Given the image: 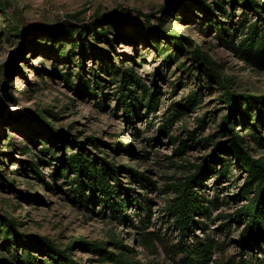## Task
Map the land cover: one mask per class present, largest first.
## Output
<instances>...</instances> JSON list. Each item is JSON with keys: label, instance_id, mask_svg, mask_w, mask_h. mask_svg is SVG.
I'll use <instances>...</instances> for the list:
<instances>
[{"label": "rangeland", "instance_id": "1", "mask_svg": "<svg viewBox=\"0 0 264 264\" xmlns=\"http://www.w3.org/2000/svg\"><path fill=\"white\" fill-rule=\"evenodd\" d=\"M0 1L7 5L6 13L0 11V91L4 107V112H0V180L5 176L13 182L11 188L0 184V217L16 220L20 232L45 236L60 249L72 245L69 253L80 264H125L116 257L109 259L102 255L94 249L95 243L116 255L123 253L122 260L130 264H183V255L178 253L181 237L174 217L166 211L176 197L172 185L184 181L199 164L218 169L228 164L230 169L225 175L219 176L212 170L204 177V184L197 187L209 208L196 216L204 225L195 228L196 235L182 238V244L191 246L210 237L219 245L208 264H264V243L253 247L240 244L246 224L236 221L234 216L247 202V197L239 195L244 191L247 174L234 164L225 149L217 147L231 137L221 123L227 113L223 89L193 54L197 46L221 63L223 75L232 80L231 90L264 95V68H257L241 57L238 48L250 25L264 23L256 12L244 7L241 0L232 9L226 4V9L232 12L229 22L214 5L216 0H207L226 24V32L218 33L212 18L195 6L183 10L177 5L192 0ZM164 6L170 11L163 24L165 31L173 29L192 44L182 40L183 48H178L165 39H159L153 46L147 41L145 21L149 19L155 28L160 27ZM192 10L196 13L191 14ZM261 11L264 16V8ZM119 12H123V25L111 24L112 30L99 40L91 37L96 48L86 47L83 68L77 63L79 52H71L72 39H64V47L60 48L61 40L51 34L63 21H68L70 14L78 13V20L69 22L80 28L95 22L96 16L105 17V25L110 21L107 18ZM241 19H245V24L241 25ZM234 32L236 47L225 45L222 39H228V34ZM107 38L114 42L109 44ZM112 66L120 70L132 66L148 85L155 87L157 108L147 112L145 104L136 106L148 99L139 91L137 97L131 98L137 113L131 119L117 99L116 80L121 75ZM38 69L42 70L43 79ZM60 70L70 72V82L59 75ZM94 70L103 78L101 85L92 83L86 87L81 78L94 80ZM191 93H196L193 104L188 101ZM37 108L54 111L58 118L49 120L83 142L92 154L117 165H129L152 180L143 186L130 174H121V181L132 189L134 199L129 202L125 221L104 210L99 201H89L87 208L73 201L71 178L75 175L57 172L60 163L42 151L46 144L58 156L62 155L60 145H51L30 121L29 112ZM175 108L179 110L177 121L167 132H161L166 117ZM20 113L26 118L16 120ZM253 121L243 119L236 123L235 130L251 146L252 154L259 157L264 155V149L256 151L257 143L251 136ZM33 129L36 133L31 135ZM194 130L196 139L188 140ZM260 132L264 136V125L260 126ZM89 136L96 141H89ZM69 142L64 150L76 151V146H70ZM117 144L119 150L114 152L111 147ZM127 145H131L135 154L126 151ZM24 146L30 148V153L21 154ZM30 159H38L46 183L37 181L33 172L27 175L22 171L23 166L29 168ZM33 196L41 200L29 201ZM4 232L0 227V260L12 253L22 256L25 250L22 244L16 246L6 240ZM114 234L132 252L114 247L111 243ZM32 251L42 260L41 264H59L45 252L35 248Z\"/></svg>", "mask_w": 264, "mask_h": 264}, {"label": "trees", "instance_id": "2", "mask_svg": "<svg viewBox=\"0 0 264 264\" xmlns=\"http://www.w3.org/2000/svg\"><path fill=\"white\" fill-rule=\"evenodd\" d=\"M239 0H216L215 6L225 13L227 21L232 22V12L226 9V4L231 6V9ZM244 7L251 8L257 13L258 17L262 16L261 9L264 8V2L257 0H241ZM183 10L192 9L194 6L197 10L204 13L206 17L212 18L211 21L217 25L218 33L222 31L226 32L225 22L218 18L216 9L212 7L207 0H192V2H180L177 4ZM6 4L0 1V11L6 13ZM162 11L165 12L164 16L159 18V26L155 28L149 19H146V27L148 30L147 41L150 45L159 39H165L171 41L178 48H183L182 40H186L189 44H192L190 39L183 37L181 34H177L175 30L170 29L165 31L163 24L168 18L169 8L168 6L162 7ZM162 12V13H163ZM191 14L196 13L193 10ZM148 17V15H144ZM183 20L187 19L185 14L182 15ZM71 19L78 20V13L68 15V21H63L58 29L51 33L54 39L62 42L60 48L64 47L63 40H71V52H79L81 56L77 59L79 68H83L84 61L83 56L87 53L86 47L89 49L96 48V43L92 41V36L99 40L112 30L111 24L123 25V12H119L117 16H111L107 18L110 20L104 25L103 20L105 17L96 16V21L89 25H80L75 27L69 22ZM241 25L245 24V19L240 20ZM233 24V23H232ZM110 25V26H107ZM149 28V29H148ZM237 31V29L235 30ZM90 35V36H89ZM152 36L153 38H150ZM236 32L229 33L228 39H222L225 45L232 44L235 46L234 37ZM109 44L113 43L112 38H107ZM155 45V44H154ZM157 47V46H156ZM241 52L240 55L245 60L253 63L257 68H264V23L259 24L254 22L248 28L247 35L239 42ZM64 53V52H63ZM193 54L197 62L203 64L206 68L207 74L211 79H214L216 83L223 89V101L227 106V113L222 116L221 123L222 127L231 134L229 140L224 142L217 147H222L232 158L235 165L245 170L247 176L245 178V185L243 186V192L239 195L240 197H247V202L243 204L234 213L235 219L238 222L246 224V227L240 235V244L247 246H255L256 244L264 243V155L256 157L252 154L251 146L245 144L244 138L235 130L236 123L242 122L243 119H248L253 125L251 129V136L256 141V151L264 149V136L260 132V126L264 125V95L246 94L245 92H236L231 90L232 80L230 77L223 75V65L215 62L210 56L202 53L200 48L196 46L193 50ZM23 57V54L21 55ZM167 57H171L168 55ZM116 72L120 73V79L116 80L117 92L116 96L119 103L122 105L126 113L129 114L131 119L136 118L137 113L132 108V97H137L139 91L142 92L144 98H148L146 101L138 102L136 106L145 104L147 112L149 110H155L158 106L156 96V88H152L148 85L142 76L132 67L124 68L120 70L117 66H112ZM39 70V75L43 79L42 70ZM108 70V69H106ZM53 73V71L51 72ZM59 75L62 76L67 82L71 81L70 72L59 71ZM95 79L85 80L81 78V81L86 87H90L93 83L94 86L101 85L100 81L103 80L99 71L94 70ZM93 81V82H91ZM196 93L190 94L188 98L189 103H194ZM184 107V105H182ZM3 102L1 99L0 91V112H4ZM31 115L30 121L36 125L39 129V133L44 137L45 140H50L51 145L59 144L61 147V156H58L57 152L52 151L50 147L43 144L44 153L50 155V159H55L60 163L56 168L57 172L64 171L69 177L71 173H74L75 177L71 178L74 197L73 201L79 202L82 206L88 207V202L99 201L104 210H110V213L116 215L119 220H126L127 208L129 202H134L132 199V189L129 186H125L121 181V174L128 173L134 180H137L141 185L147 186L152 183V180L144 173L134 170L129 165H117L114 162H110L105 157H99L88 151L83 142L72 138L67 132L59 130L55 124L49 120V118H58V115L47 109L37 108L35 111L29 112ZM179 113L178 108H175L171 114H169L162 127L161 132H167V129L177 121V115ZM12 115L9 113V118ZM27 115L21 114L16 117V120H23ZM36 133L35 129L31 131V135ZM188 140L196 139L195 130L189 134ZM70 141V146L75 145L77 150L67 153L64 148L67 145V141ZM89 141H96L94 136L88 137ZM37 143V141H35ZM186 143V142H185ZM116 152L119 150V145L111 147ZM22 155L30 153V148L24 146L22 149ZM126 151L135 154L131 145H127ZM220 159V158H216ZM228 164L223 165L220 169L210 166L208 164H199L195 167V172L188 175L184 181L173 184L172 188L176 193V197L167 206V213L174 217L176 226L178 228L181 240L180 248L178 253L183 255V264H208L212 260L213 253L219 245L213 238L205 237L201 238L191 246L182 244V238L187 237L190 234L196 235L195 228L197 226L204 225L200 219L196 218L204 210H208V206L204 204L202 194L199 192L198 186L204 184V177L209 174L212 170L213 173L219 174V176L225 175L230 169ZM22 171L25 174L33 172L36 175L37 181L46 183L43 178L42 172L38 167V159H30L29 168L26 166L22 167ZM13 179V178H12ZM14 180V179H13ZM0 184L3 187H12L13 182H9L6 177L0 180ZM54 188V186H50ZM88 193V194H87ZM29 201H40L37 196H33ZM0 227L4 229V238L10 240L11 243L17 246L22 244L25 249L22 256L17 253H12L11 256H5L0 260V264H41L42 260L39 259L38 255L32 250L35 248L40 252H45L50 259L54 262L58 261L59 264H80L78 261L73 260L71 257V246L69 245L66 249L58 248L52 241L45 236L33 235L29 236L26 233H22L16 227V220L8 219L7 217H0ZM111 243L117 249L132 252V249L123 244L117 234H114ZM95 250L100 251L102 255L109 259L116 257L118 261L125 264H130L128 260H122L121 254L116 255L114 252H109L107 248L99 243L93 244ZM10 251V250H9Z\"/></svg>", "mask_w": 264, "mask_h": 264}]
</instances>
